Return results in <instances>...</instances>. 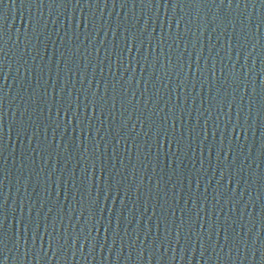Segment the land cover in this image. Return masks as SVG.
Masks as SVG:
<instances>
[{"label": "water", "instance_id": "95a60500", "mask_svg": "<svg viewBox=\"0 0 264 264\" xmlns=\"http://www.w3.org/2000/svg\"><path fill=\"white\" fill-rule=\"evenodd\" d=\"M0 264H264V0H0Z\"/></svg>", "mask_w": 264, "mask_h": 264}]
</instances>
